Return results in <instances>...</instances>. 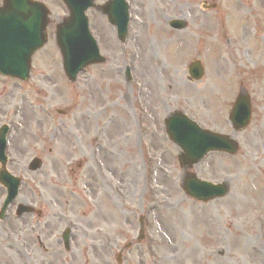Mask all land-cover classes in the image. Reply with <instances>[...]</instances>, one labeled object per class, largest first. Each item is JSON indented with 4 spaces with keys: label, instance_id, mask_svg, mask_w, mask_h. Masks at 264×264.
<instances>
[{
    "label": "rangeland",
    "instance_id": "rangeland-1",
    "mask_svg": "<svg viewBox=\"0 0 264 264\" xmlns=\"http://www.w3.org/2000/svg\"><path fill=\"white\" fill-rule=\"evenodd\" d=\"M38 1L50 8L52 23L48 44L33 58L30 80L0 75V127L12 125L9 169L23 178L19 197L0 220V264H120V254L122 264H264V1L129 0L133 23L126 44L107 17L91 9V28L107 62L88 67L75 83L64 73L55 41L67 7L63 0ZM205 2L217 8L206 10ZM173 18L186 20L188 28L173 30ZM143 32L160 59L154 74L142 71L154 60L142 50ZM196 60L205 76L191 81L189 68ZM220 61L230 70H219ZM144 80L149 82L142 98L138 88ZM240 92L251 96L253 118L236 132L229 115ZM177 112L241 144L238 154L212 152L193 168L209 182H228L227 197L203 204L183 191L182 151L164 124ZM35 157L44 166L32 172L28 166ZM133 161L143 175L129 187ZM89 165L98 166L95 174ZM158 165L166 166L173 180L159 194L178 201L175 211L150 208L159 198L151 189L160 179ZM151 167H157L153 179ZM94 192L101 201L112 197L106 204L115 220L99 216L87 230L85 215L92 206H78L70 193L92 200ZM5 194L0 185V209ZM19 204L36 210L17 218ZM68 227L70 250L63 240ZM33 236H41L45 246ZM95 239L103 247L86 252ZM250 239H256L255 248L246 245Z\"/></svg>",
    "mask_w": 264,
    "mask_h": 264
},
{
    "label": "water",
    "instance_id": "water-1",
    "mask_svg": "<svg viewBox=\"0 0 264 264\" xmlns=\"http://www.w3.org/2000/svg\"><path fill=\"white\" fill-rule=\"evenodd\" d=\"M70 16L58 26V44L64 57L65 71L70 79H75L80 69L92 63L105 59L100 55L96 42L91 36L86 23L85 10L94 4V0H65ZM5 7L0 8V55L9 56V65L2 66L5 73L27 79L30 72L32 55L47 41L45 33L48 24V10L43 4L31 0H6ZM109 15L111 22L118 25L119 34L124 40L127 33L129 13L122 0H114L103 8ZM173 26L183 28L185 23L175 21ZM19 27H24V32ZM2 36H4V41ZM13 43L8 47V40ZM2 64V63H1ZM192 73L196 79H200L204 73L201 63L196 62L192 66ZM251 117V105L246 97H239L232 112L231 118L237 128L245 127ZM168 133L185 151L184 164L193 167L209 151L221 150L236 153L238 143L228 136L212 133L200 128L195 122L186 116L173 115L167 121ZM5 131L0 135V160L5 164ZM41 166V160L35 159L31 169L37 170ZM1 181L7 185L11 195L6 205L11 202L18 192L14 188L16 180L6 170L0 173ZM10 183L12 185H10ZM186 191L200 200H209L217 196L225 195L229 189L226 185L212 184L197 179L195 175H189L185 183ZM21 211L26 209L23 207ZM67 240V235H65Z\"/></svg>",
    "mask_w": 264,
    "mask_h": 264
},
{
    "label": "bare ground",
    "instance_id": "bare-ground-1",
    "mask_svg": "<svg viewBox=\"0 0 264 264\" xmlns=\"http://www.w3.org/2000/svg\"><path fill=\"white\" fill-rule=\"evenodd\" d=\"M210 27H214V25L211 24ZM159 39H161V36L159 37ZM147 40H148V33L147 32L141 33L140 34V41L142 44V50H144V48H145L147 50L148 61H151L154 59L153 60L154 62L151 61L149 66L147 63H144V65L142 67V71L144 73H146V70L148 69L151 74H154V72L159 70L160 59L156 58L153 55V53L150 52V47L147 46ZM148 54H149V57H148ZM220 58L227 62V60H226L227 58L224 59L225 57H223V56H221ZM219 70L228 71V70H230V67L225 62L220 61L219 62ZM175 79L176 78H172L170 82L173 84L175 82ZM144 82L145 83H144L143 88H142V90H143L142 97L144 94V89L146 88L145 84H147L149 82V80H147V82L144 80ZM154 86H155V90H156V92H155L156 96L158 97L159 91H158L156 85H154ZM181 86H184V83H182ZM107 125H108V123L105 124L106 133L109 132L108 128L106 127ZM98 147H100V145H98ZM103 151H104V149H103ZM111 160H112L111 156H107V158L105 159V161H107V162H110ZM96 162H97V164L100 163L99 161H96ZM89 169H90L89 171L91 173L95 174L98 170V166L89 165ZM152 173H153V175H152V179H153V177L156 176L157 167L152 168ZM141 174L143 175L142 168L137 163L134 162L132 164V167L129 170L130 180L128 182V186L131 187V184L134 183L135 181L139 182V178H140ZM159 174H160V179L157 177V179L155 180V182L153 183V186L151 188L154 197L156 195H159V198H158V200L156 199L153 201V204H151L150 208L153 209L155 211V213H157V211H159L161 209L166 210V212L175 211L174 209L176 208L178 201L177 200L171 201V200H167V199L162 200L163 198L159 194V191L161 189L165 188L166 190H168L173 185V180L172 181L168 180V178L170 177V174L167 171L166 166L158 165V175ZM161 178H162V181H161ZM134 192H136V191H134ZM71 194H73L74 201L78 206H83V205L87 206V205H89L88 203H90V205L92 206V209L85 215L84 223H85L87 230L95 228V226H96L95 222L99 216H101V219L103 218V221H105V222H109L110 220H115V219L111 218L112 217L111 214L113 213L112 209L109 208V205L106 204L107 201L109 202L110 198H112V197L109 198L110 195L106 194L105 196L107 197V199L104 201H101L97 192L92 193V195H91L92 200L85 199V196H83V195H79V194L77 195L76 193H70V195ZM107 218H109L110 220H107ZM6 241L9 244H11V242H9L8 240H6ZM247 241H246V245H248L249 247H253V248L256 247L255 246L256 245V239H250ZM100 245L103 247V243L101 241L100 242L96 241V239H95L94 241H91L90 245H88L87 248L89 251H95V249L98 248ZM168 245H170L169 249H177V246L173 243H169ZM169 258H170V256H169ZM214 264H219V260H215Z\"/></svg>",
    "mask_w": 264,
    "mask_h": 264
},
{
    "label": "flooded vegetation",
    "instance_id": "flooded-vegetation-1",
    "mask_svg": "<svg viewBox=\"0 0 264 264\" xmlns=\"http://www.w3.org/2000/svg\"><path fill=\"white\" fill-rule=\"evenodd\" d=\"M40 238V237H39Z\"/></svg>",
    "mask_w": 264,
    "mask_h": 264
}]
</instances>
